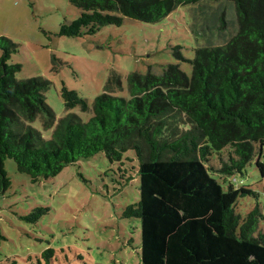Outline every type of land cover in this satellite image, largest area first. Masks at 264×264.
<instances>
[{"label":"trees","instance_id":"obj_1","mask_svg":"<svg viewBox=\"0 0 264 264\" xmlns=\"http://www.w3.org/2000/svg\"><path fill=\"white\" fill-rule=\"evenodd\" d=\"M224 1L234 11L235 31L219 44L200 31L201 45L187 59L190 75L179 63L166 64L160 74L132 72L124 98L113 94L121 86L113 73L95 97L91 117H61L49 139L29 124L37 117L45 128L56 122L44 96L49 82L17 79L20 64H7L16 44L0 36V197L11 186L7 158L36 183L103 152L118 167V184L139 176V200L122 215L140 219L141 264H264V230H258L264 182L258 190L245 183L250 164L264 181V0ZM69 2L80 14L62 23L59 35H93L125 18L156 23L197 3L218 8L219 31L227 24L222 0ZM60 96L66 108L89 109L75 90L63 86ZM246 198L253 206L241 214L236 204ZM48 211L38 205L20 217L36 223ZM53 252L45 249L37 264L40 258L48 263ZM0 264L19 263L6 258Z\"/></svg>","mask_w":264,"mask_h":264},{"label":"rangeland","instance_id":"obj_2","mask_svg":"<svg viewBox=\"0 0 264 264\" xmlns=\"http://www.w3.org/2000/svg\"><path fill=\"white\" fill-rule=\"evenodd\" d=\"M220 3L227 23L222 31L217 26L218 8L207 10L197 3L179 6L156 23L125 18L121 25L102 26L93 35L64 36L57 34L59 26L80 14L69 0H0V36L16 44L7 64H20L19 80L38 77L49 82L44 96L56 122L45 128L37 117L29 124L49 139L57 121L69 113L86 122L95 97L106 90L113 73L121 80L113 94L124 98L129 96L127 77L132 72L145 74L149 69L160 74L166 64L179 63L190 75L187 59L201 45L200 31L218 44L235 31L233 9L224 0ZM63 86L77 91L89 109L66 108L60 96ZM4 167L11 186L0 197V260L15 258L19 264H37L36 256L51 247L52 259L47 263L40 258V264H141L140 219L122 215L127 205L139 200L138 175L118 184L122 182L114 174L118 167L103 152L36 183L17 170L13 159H5ZM259 179L254 164L248 165L245 183L258 190L264 182ZM38 205L49 211L36 223L20 217ZM252 206L251 200L239 199L236 211L245 214ZM258 230H264L263 221Z\"/></svg>","mask_w":264,"mask_h":264}]
</instances>
